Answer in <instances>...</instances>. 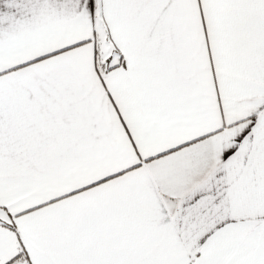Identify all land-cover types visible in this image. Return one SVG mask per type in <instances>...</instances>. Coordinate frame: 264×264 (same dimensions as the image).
Instances as JSON below:
<instances>
[{"label":"snow or ice","instance_id":"snow-or-ice-1","mask_svg":"<svg viewBox=\"0 0 264 264\" xmlns=\"http://www.w3.org/2000/svg\"><path fill=\"white\" fill-rule=\"evenodd\" d=\"M0 264H264V0H0Z\"/></svg>","mask_w":264,"mask_h":264}]
</instances>
